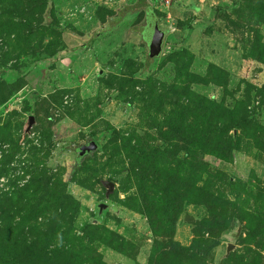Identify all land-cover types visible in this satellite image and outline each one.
Returning <instances> with one entry per match:
<instances>
[{"label": "rangeland", "instance_id": "rangeland-1", "mask_svg": "<svg viewBox=\"0 0 264 264\" xmlns=\"http://www.w3.org/2000/svg\"><path fill=\"white\" fill-rule=\"evenodd\" d=\"M133 1L0 0V264H264V0H151L156 58L142 11L64 51Z\"/></svg>", "mask_w": 264, "mask_h": 264}, {"label": "water", "instance_id": "water-1", "mask_svg": "<svg viewBox=\"0 0 264 264\" xmlns=\"http://www.w3.org/2000/svg\"><path fill=\"white\" fill-rule=\"evenodd\" d=\"M153 4L151 0H134L132 3H125L120 8H118L114 14H112L109 19L105 20L102 25L96 27L93 31H91L89 37L85 39L82 43L75 45L74 47H67L64 49L67 51H74L78 49H83L87 47L94 41L100 34L105 33L115 27L118 23H120L126 15L131 13H135L137 11H142L143 13V25L140 27L139 34L141 40L146 47V53L149 58H156L159 56L163 42L167 35V30L160 28L156 14L153 9ZM52 60H56L53 58ZM33 123L32 115H28L26 128L28 130L31 124ZM97 148V145L94 141L90 140L88 143L80 145L76 150L77 157L94 151ZM102 186L104 187V196L107 197L113 189V182L109 180H101ZM104 205H97L98 212ZM240 232V225L236 223L234 230L230 233V240L233 241L236 239ZM233 244L227 243L225 253H227Z\"/></svg>", "mask_w": 264, "mask_h": 264}, {"label": "trees", "instance_id": "trees-1", "mask_svg": "<svg viewBox=\"0 0 264 264\" xmlns=\"http://www.w3.org/2000/svg\"><path fill=\"white\" fill-rule=\"evenodd\" d=\"M129 28H130V27H129ZM129 28H128V29H126V32H127V31H130V29H129Z\"/></svg>", "mask_w": 264, "mask_h": 264}, {"label": "flooded vegetation", "instance_id": "flooded-vegetation-1", "mask_svg": "<svg viewBox=\"0 0 264 264\" xmlns=\"http://www.w3.org/2000/svg\"><path fill=\"white\" fill-rule=\"evenodd\" d=\"M88 142H89V141H87L86 143H88ZM86 143H85V144H86ZM76 150H77V148L75 149V152H76Z\"/></svg>", "mask_w": 264, "mask_h": 264}]
</instances>
